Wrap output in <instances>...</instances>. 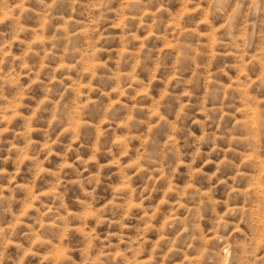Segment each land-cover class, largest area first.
Instances as JSON below:
<instances>
[{
  "label": "rangeland",
  "instance_id": "1",
  "mask_svg": "<svg viewBox=\"0 0 264 264\" xmlns=\"http://www.w3.org/2000/svg\"><path fill=\"white\" fill-rule=\"evenodd\" d=\"M0 264H264V0H0Z\"/></svg>",
  "mask_w": 264,
  "mask_h": 264
}]
</instances>
